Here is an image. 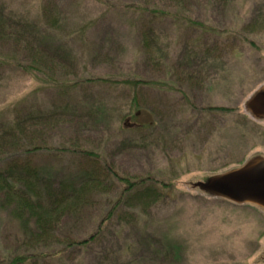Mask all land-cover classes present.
Returning a JSON list of instances; mask_svg holds the SVG:
<instances>
[{
    "label": "rangeland",
    "instance_id": "obj_1",
    "mask_svg": "<svg viewBox=\"0 0 264 264\" xmlns=\"http://www.w3.org/2000/svg\"><path fill=\"white\" fill-rule=\"evenodd\" d=\"M0 10L55 53L32 74L33 57L0 39V124L21 109L60 118L34 164L66 176L76 162L65 151L79 148L105 167L92 203L56 241L100 226L124 189L118 178L148 180L160 195L122 204L64 263L264 264V211L192 186L264 158V120L245 109L264 85V30L249 34L253 46L243 40L264 0H0ZM127 119L141 127L126 129ZM29 242L0 212V264L33 252ZM171 247L178 260L163 255Z\"/></svg>",
    "mask_w": 264,
    "mask_h": 264
},
{
    "label": "trees",
    "instance_id": "obj_2",
    "mask_svg": "<svg viewBox=\"0 0 264 264\" xmlns=\"http://www.w3.org/2000/svg\"><path fill=\"white\" fill-rule=\"evenodd\" d=\"M263 16L264 12H258L244 25L245 43L254 45L248 36L258 35L260 30H264ZM9 20L11 19L0 10V39L19 46L23 52L27 51L26 54L33 58L32 65L26 70L32 74H42L43 69H47V65L50 64V59L54 58L52 44L36 36L27 25ZM194 25L204 29L201 24ZM71 90L70 87L67 88V95ZM228 110L220 109L224 113L229 112ZM59 120L60 118H56L53 121L21 109L16 111L10 122L0 124V212L6 213L14 220L21 235L30 239L35 246L31 253H19L6 258L5 264H66L63 262L65 255L88 250L98 237L103 224L111 220L122 204L132 206L138 201L137 204H143L140 203L143 200L153 201L160 196L158 189L148 180L131 183L127 179L118 178L124 189L117 196L100 226L85 239L74 240L67 237L62 244L57 242L60 233L81 219L84 208L92 203L96 188L100 186V176L105 173V167L96 166L97 161H100L99 156L79 148L69 151L64 149L69 155L68 160L76 162L74 172L66 176L50 166L34 164V158L48 154L45 136L49 129L60 125ZM124 127L135 129L141 126L136 122L128 124L127 119ZM82 159L86 160L81 161ZM1 161L12 162L9 166L3 167ZM167 249L163 255L171 254L173 260H178L181 253L179 248Z\"/></svg>",
    "mask_w": 264,
    "mask_h": 264
},
{
    "label": "water",
    "instance_id": "obj_3",
    "mask_svg": "<svg viewBox=\"0 0 264 264\" xmlns=\"http://www.w3.org/2000/svg\"><path fill=\"white\" fill-rule=\"evenodd\" d=\"M245 109L254 120H264V85L245 103ZM192 186L232 204L250 205L264 211V158H253L238 169Z\"/></svg>",
    "mask_w": 264,
    "mask_h": 264
}]
</instances>
